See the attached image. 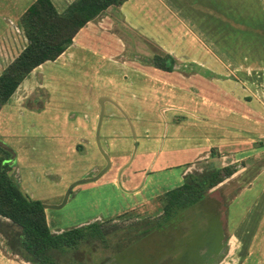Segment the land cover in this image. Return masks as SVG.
I'll list each match as a JSON object with an SVG mask.
<instances>
[{
  "label": "crops",
  "instance_id": "obj_1",
  "mask_svg": "<svg viewBox=\"0 0 264 264\" xmlns=\"http://www.w3.org/2000/svg\"><path fill=\"white\" fill-rule=\"evenodd\" d=\"M31 1H26L14 18L11 0H6L7 9L2 14L4 21L0 23V71L26 42L19 15ZM51 1L58 10H62L72 0ZM152 1L163 8L164 15L176 18L180 26L179 33L172 40L158 43L159 48L172 57V68L164 70L154 66L150 61L153 51L139 38L127 40L129 50L122 62L130 69L132 79L125 81L128 73L123 72L117 82L125 87L112 86V90L101 92L92 115L83 114L86 116L83 122L82 119L71 121L66 117L71 124L74 160L68 161L71 163L67 168L70 177L64 187L78 179L97 175L105 165L95 130L98 98L106 96L108 99L103 103L97 137L109 165L95 179L72 185L69 193L88 182L97 187L99 184L95 182L103 177L100 183L110 184L117 191L115 196L126 200L122 211L136 206L157 205L159 209V196L179 185L184 176L232 167L228 175L205 191L204 200L212 197L219 201V210L212 212L216 227L213 240L216 243L207 248L211 247L212 252H216L223 239H228L231 245L229 254H253L256 245L253 240L264 239V0ZM128 2L124 0L118 5L108 6L86 21L57 57L41 62L23 77L0 105V113L8 105L15 116L18 111L22 114V102L30 108L44 106L49 92L39 68L72 52V45L82 44L77 40L81 31L84 33L93 28L94 32H100L103 22H106L108 29L115 31L120 27L132 32L131 29L136 27L125 17ZM111 9H117L122 17L110 13ZM166 29L171 32L172 28L167 26ZM92 52L96 53V50ZM104 56L101 53V57ZM114 56L113 61L116 60ZM18 87L19 93L15 95ZM9 99H12L11 105ZM4 122L8 124L9 119H4ZM36 126L39 129L37 135L42 138V129L46 126ZM1 133L7 132H3L0 123ZM0 141L13 152L8 171L12 176L15 169L20 171L17 164L21 160L19 149L7 139ZM90 146L93 153L87 152ZM82 149L86 154L79 153ZM114 149L115 153H112ZM96 153L92 161L91 156ZM83 157L91 160L88 165H84ZM35 169L40 170L47 181L51 180L48 175L54 174L50 168L37 165ZM29 171L24 170L26 174ZM169 173L176 178L175 183L169 188L153 190L159 182L157 180H165ZM56 184V181L48 183L50 188L47 191L60 198L54 187ZM148 188L152 189V194ZM239 192H246L248 197L252 192L255 194L247 204H243V215L233 219L226 203L233 201ZM26 194L31 198L39 197L33 193ZM223 198L227 202L224 203ZM98 217L94 215L92 218ZM4 246L11 252L5 241ZM261 249V254H264V246ZM235 260L227 264H234Z\"/></svg>",
  "mask_w": 264,
  "mask_h": 264
},
{
  "label": "rangeland",
  "instance_id": "obj_2",
  "mask_svg": "<svg viewBox=\"0 0 264 264\" xmlns=\"http://www.w3.org/2000/svg\"><path fill=\"white\" fill-rule=\"evenodd\" d=\"M26 1L29 0H11L10 9L14 18H16L15 13L20 10ZM5 9H7L6 0H0V23L4 21L2 14H5ZM125 10L127 12L126 19L136 27L131 29L132 32L129 29L120 27H116L115 31L108 29L107 23L103 22L100 32L98 30L94 32L93 28H89L84 33L81 31L77 35V40H81L83 45L80 43L72 45L71 54L67 53L55 61H48L39 68V72L43 77V84L49 92L48 98L44 99L43 107L30 108L22 102V114L18 111L15 116V112L12 108L7 107L8 105H5L0 113L3 132H7L6 134L1 133L0 139L11 141L18 147V153L21 156V160L17 161L20 171L15 169L12 178L22 192L38 195L37 199L40 202H59L62 193L65 192L66 187L64 186L70 177L67 168L70 167L71 163H68V161L74 160L71 152L73 141L70 134L71 124L68 120L82 119L83 122L86 119L85 115H92L93 109L96 107L95 102L101 92L112 90V86L123 89L125 86L117 82L121 79L123 72L128 73V77L124 79L125 81L132 79L131 74H129L131 73L130 69L122 62L125 61V55L129 50V47L126 46L128 45L127 40L139 38L153 53L162 54L164 52L159 48L158 43L167 39L172 40L179 33L180 26L176 18L172 15H164L163 8L152 0H129L128 7ZM112 12L118 17H122L117 9H111L110 13ZM167 26L172 28L171 32H167ZM94 49L96 53L92 52ZM101 53H104L105 56L101 57ZM113 55H115V61L112 59ZM19 88H17L15 95L19 93ZM8 102L11 105L12 99H9ZM158 111L160 113V110ZM83 114L85 115L83 116ZM66 117L68 120H66ZM4 119H9L8 124L4 122ZM37 124L46 126L42 129V138L37 135L39 132ZM77 126L80 127L81 124ZM9 130L12 133L8 134ZM5 146L7 147L6 144ZM21 149L22 151H20ZM119 150L116 149V151ZM85 151L82 149L79 153L86 154ZM87 152L93 153V147L90 146ZM112 153H115V149ZM95 156H97V153L91 156L92 161ZM78 157L81 158L80 155ZM83 160L84 165H88L91 161L86 160L85 157H83ZM37 165L51 169L49 171L52 174L54 173L51 177L48 175L51 180L44 179L40 174L41 169H35ZM26 169H30L31 172L29 171L26 174L24 172ZM172 177L173 174L169 173L165 180H157L159 182L153 190L169 188L176 181V178ZM168 178L172 179L168 180ZM103 179L102 177L95 182L99 184L97 187L89 185L88 182L87 185L72 190L65 204L60 208H44L49 229L62 230L84 223L83 221L88 217L92 218L94 215L104 218L114 217L112 222H116V224L112 229H107L106 235L111 244L114 242V235L123 232L118 230V225H121L120 218L132 214L143 220L147 218L145 216H151L158 209L157 205L155 207L136 206L122 211L126 200L123 201L116 197L115 193L117 191L110 184H101ZM52 181L57 182L54 187L58 190L60 198L54 194H48L47 190L50 187L47 184ZM148 190L151 193L152 189L148 188ZM254 194L255 192H252L248 197L246 192H239L230 202L223 198L224 203L227 202V207H229L233 219H238L243 215L245 211L243 204H247ZM225 240L223 239V241ZM253 241L256 243L253 254L246 255L239 252L235 256V254H229L228 251L220 260V264H227L230 261L233 263L234 257L236 258L234 264H264V254L260 252L264 246V239L259 238ZM230 246L229 240L226 241V250H230ZM4 247V241L0 239V264H16L17 262H20L19 264H33L29 261L23 262L24 260L22 259V261L21 257L19 258L18 255L12 251L9 252ZM86 247H82L75 256L79 258L80 263L95 264L99 256L93 255V259H90ZM110 251H112L110 248H104L101 255H106ZM243 258L246 259L241 263Z\"/></svg>",
  "mask_w": 264,
  "mask_h": 264
},
{
  "label": "trees",
  "instance_id": "obj_3",
  "mask_svg": "<svg viewBox=\"0 0 264 264\" xmlns=\"http://www.w3.org/2000/svg\"><path fill=\"white\" fill-rule=\"evenodd\" d=\"M124 0H72L62 10H58L51 0H32L19 15V24L26 42L18 53L0 71V105L5 102L23 77L45 60L57 57L71 42L75 32L88 20L108 6L118 5ZM151 63L161 69L171 70L173 59L168 53H153ZM12 151L0 141V216L8 219L4 229L5 244L23 259L34 264H83L75 256L82 247L88 250V257L99 256L95 264H102L116 255L112 251L101 255L103 248L110 245L101 232L97 221L74 225L59 231H51L47 225L44 208L37 198L22 192L8 173ZM232 171V167H222L190 175L182 183L171 187L159 196L161 210L154 216L153 225L137 238L132 255L123 259V264H146L152 256L166 251L164 234L167 230L157 229L160 225L171 224L172 219L182 210L190 213L192 205L199 201L205 191L218 183ZM189 215V214H188ZM13 225V226H12ZM15 227V228H14ZM172 235L173 226L169 227ZM214 218H210L207 234L199 242H190L183 252L194 264L203 262L207 248L199 253L202 244L215 245ZM155 230L154 232H152ZM152 232V233H150ZM184 243V241L182 242ZM194 248V252L188 249ZM111 250V249H110ZM112 253V254H111Z\"/></svg>",
  "mask_w": 264,
  "mask_h": 264
},
{
  "label": "flooded vegetation",
  "instance_id": "obj_4",
  "mask_svg": "<svg viewBox=\"0 0 264 264\" xmlns=\"http://www.w3.org/2000/svg\"><path fill=\"white\" fill-rule=\"evenodd\" d=\"M190 175H194V174H188L184 176L182 182ZM69 191H71V189H69ZM204 195L199 199V201H196L192 205L191 210L188 209V211H190V213H188L189 215L187 214V210L184 209L181 211V213H178L172 219L171 224H163L160 225L157 229H155L158 230L160 228H163L164 231L167 230L169 232V236H166L164 234V239H163L165 240L167 238L166 240L167 249L163 253L155 254L154 256H152L146 264H194L193 260L183 252V249H185L186 246L188 245L185 243V241L188 239L191 240L190 242L201 241V239H203V237H205V235L207 234V230H208L207 226L209 225L210 218L213 215L212 212L216 213V211L219 210V201L212 197H209V199L206 198V200H204L203 199ZM160 211H161L160 209H157L155 213L152 214L151 216H145L147 218L143 217L145 219L141 218L143 220H140V218H138L136 215L133 216L132 214L120 218L121 225H118L119 226L118 230H121L123 232H120L119 235L118 234L114 235L115 237L114 246L110 247L109 245L105 247V248H110L113 254L116 255L117 264H123V259L124 258L127 259L129 258V256L132 255L131 252L137 244L136 239L139 238V236L141 235V231H145L146 229H148L150 226L153 225V218L155 215L160 213ZM113 218L114 217L111 218L98 217L92 219L88 218L87 220H85L84 223L78 225H83L91 221H97L98 226L101 229V232L106 236L107 229H112V227L116 224V222H112ZM6 224H7L6 222L0 219V238L3 239V241L6 240V235L3 232L4 229H6L7 227ZM170 225L173 226L172 235L170 234L169 231ZM155 230H153L152 232H154ZM183 241L184 243H182ZM226 241L228 240L226 239L225 241H223L221 247L216 252H214V250L212 252L211 247L207 248L206 246H204L205 244H202L199 248V253L204 248H207L208 251H206L204 255L205 260L199 264H220V260L229 251V249L226 250ZM7 247L9 250H11L9 246ZM188 249L190 250V252L195 251L194 248L188 247ZM112 257H109L104 261L106 262V260H110Z\"/></svg>",
  "mask_w": 264,
  "mask_h": 264
},
{
  "label": "water",
  "instance_id": "obj_5",
  "mask_svg": "<svg viewBox=\"0 0 264 264\" xmlns=\"http://www.w3.org/2000/svg\"><path fill=\"white\" fill-rule=\"evenodd\" d=\"M108 99L106 96H100L98 98V103H99V110H98V117H97V122H96V130H95V134H96V141H97V144L100 148V151L102 152L104 158H105V165L97 172V175H94V176H90L88 178H81V179H78L74 182H72L65 190V192L63 193V196L61 198V200L58 202V203H46V202H41V205L43 207H51V208H58V207H61L66 199H67V195L69 193V189L72 185H74L75 183H78V182H83V181H88V180H93L95 179L98 174H100L104 169H106L109 165V160H108V157H107V154L101 149L99 143H98V137H97V134H98V128H99V124H100V121H101V118H102V113H103V103H104V100ZM11 160H9L8 162L10 163ZM0 219L1 220H5V221H9L8 219L4 218V217H1L0 216ZM111 263H114V259L111 258L110 260H106V262H103L102 264H111Z\"/></svg>",
  "mask_w": 264,
  "mask_h": 264
}]
</instances>
